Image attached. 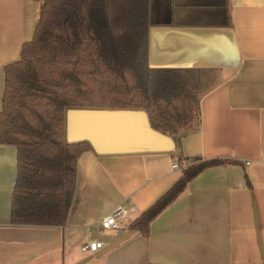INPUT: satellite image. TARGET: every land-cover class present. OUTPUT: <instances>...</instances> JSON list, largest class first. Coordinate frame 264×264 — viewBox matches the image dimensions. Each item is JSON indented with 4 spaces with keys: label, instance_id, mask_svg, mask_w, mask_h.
<instances>
[{
    "label": "crops",
    "instance_id": "obj_1",
    "mask_svg": "<svg viewBox=\"0 0 264 264\" xmlns=\"http://www.w3.org/2000/svg\"><path fill=\"white\" fill-rule=\"evenodd\" d=\"M40 3L0 0V109L3 66L31 39ZM153 10L151 0L148 63L194 70L197 130L178 128L175 154L83 152L62 226L9 224L16 147L0 143V264H264V0H169L160 19ZM193 155L241 163L204 169L150 222L147 237L129 232ZM118 205L129 216L119 229H102L100 218ZM91 239L103 246L82 250Z\"/></svg>",
    "mask_w": 264,
    "mask_h": 264
},
{
    "label": "trees",
    "instance_id": "obj_2",
    "mask_svg": "<svg viewBox=\"0 0 264 264\" xmlns=\"http://www.w3.org/2000/svg\"><path fill=\"white\" fill-rule=\"evenodd\" d=\"M33 35L3 66L0 143L16 147L9 224L62 226L87 140L68 142L70 107L145 110L150 125L171 136L199 126L196 74L148 63L151 0H40ZM172 7V0H170ZM173 154L174 151L172 152ZM182 158H178L181 160ZM180 177L127 225L144 237L150 222L204 169L229 158L185 156ZM249 184L247 174H245Z\"/></svg>",
    "mask_w": 264,
    "mask_h": 264
},
{
    "label": "water",
    "instance_id": "obj_3",
    "mask_svg": "<svg viewBox=\"0 0 264 264\" xmlns=\"http://www.w3.org/2000/svg\"><path fill=\"white\" fill-rule=\"evenodd\" d=\"M65 137L68 142L87 140L96 154L172 152L176 148L175 140L154 129L142 109L70 107L65 111Z\"/></svg>",
    "mask_w": 264,
    "mask_h": 264
},
{
    "label": "built area",
    "instance_id": "obj_4",
    "mask_svg": "<svg viewBox=\"0 0 264 264\" xmlns=\"http://www.w3.org/2000/svg\"><path fill=\"white\" fill-rule=\"evenodd\" d=\"M172 166L179 167V164L175 162ZM128 216H129L128 209L124 205H118L100 218L99 225L104 230L119 229L120 228L119 219L122 217L126 218ZM102 246H103L102 241L97 239H91L88 242L84 243L81 246V249L84 251L87 250L96 251L100 249Z\"/></svg>",
    "mask_w": 264,
    "mask_h": 264
},
{
    "label": "rangeland",
    "instance_id": "obj_5",
    "mask_svg": "<svg viewBox=\"0 0 264 264\" xmlns=\"http://www.w3.org/2000/svg\"><path fill=\"white\" fill-rule=\"evenodd\" d=\"M168 2H169V0H152V4L154 7L153 18H154V14H157L158 19L163 17L164 13H165V15H168ZM159 11H160V13H159Z\"/></svg>",
    "mask_w": 264,
    "mask_h": 264
}]
</instances>
